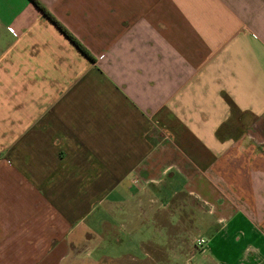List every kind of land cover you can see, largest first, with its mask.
<instances>
[{
	"label": "crops",
	"instance_id": "crops-1",
	"mask_svg": "<svg viewBox=\"0 0 264 264\" xmlns=\"http://www.w3.org/2000/svg\"><path fill=\"white\" fill-rule=\"evenodd\" d=\"M37 1L93 60L0 0V264H264V0Z\"/></svg>",
	"mask_w": 264,
	"mask_h": 264
},
{
	"label": "trees",
	"instance_id": "trees-1",
	"mask_svg": "<svg viewBox=\"0 0 264 264\" xmlns=\"http://www.w3.org/2000/svg\"><path fill=\"white\" fill-rule=\"evenodd\" d=\"M36 7L41 11L43 16H45L49 21H51L57 29L67 38L69 41L89 60H93L92 55L88 50L51 14L44 8L37 0H30Z\"/></svg>",
	"mask_w": 264,
	"mask_h": 264
},
{
	"label": "rangeland",
	"instance_id": "rangeland-1",
	"mask_svg": "<svg viewBox=\"0 0 264 264\" xmlns=\"http://www.w3.org/2000/svg\"><path fill=\"white\" fill-rule=\"evenodd\" d=\"M93 225V224H92ZM94 227L95 229L97 228V223H94ZM204 235L205 237L207 238V234L206 232H204ZM96 246L93 247V250L90 252V256L92 257H97V256H100L102 254L105 253V251H110L111 253H121L123 252L125 249H126V246L124 245V242L123 244H116V243H104V242H101V241H98V242H95ZM88 262V257L86 258V260ZM83 262V263H86V262ZM91 262V260L89 261ZM209 264V263H208Z\"/></svg>",
	"mask_w": 264,
	"mask_h": 264
},
{
	"label": "flooded vegetation",
	"instance_id": "flooded-vegetation-1",
	"mask_svg": "<svg viewBox=\"0 0 264 264\" xmlns=\"http://www.w3.org/2000/svg\"><path fill=\"white\" fill-rule=\"evenodd\" d=\"M90 260H91V263H93V264H102L105 261V260L101 259L100 256L91 257ZM104 263H106V262H104Z\"/></svg>",
	"mask_w": 264,
	"mask_h": 264
},
{
	"label": "built area",
	"instance_id": "built-area-1",
	"mask_svg": "<svg viewBox=\"0 0 264 264\" xmlns=\"http://www.w3.org/2000/svg\"><path fill=\"white\" fill-rule=\"evenodd\" d=\"M204 243H205V239L204 238L200 237V238L197 239V245L202 246Z\"/></svg>",
	"mask_w": 264,
	"mask_h": 264
}]
</instances>
